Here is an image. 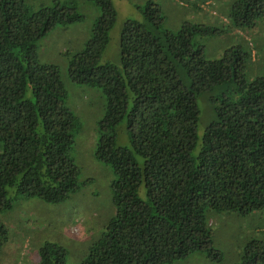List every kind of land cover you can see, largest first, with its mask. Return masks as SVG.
<instances>
[{
    "label": "trees",
    "instance_id": "trees-1",
    "mask_svg": "<svg viewBox=\"0 0 264 264\" xmlns=\"http://www.w3.org/2000/svg\"><path fill=\"white\" fill-rule=\"evenodd\" d=\"M90 1L100 15L66 74L104 95L94 157L114 176V213L76 264H168L194 251L219 262L208 213L264 216V45L223 37L264 22V0H228L227 24L183 22L175 31L148 1L141 21L120 28L118 64L99 62L116 10L110 0ZM180 1L196 11L204 2ZM81 19L57 3L29 10L23 0H0V212L15 196L56 204L79 188L70 155L77 118L64 104L58 68L38 61L35 42ZM195 33L227 45L207 58ZM198 97L213 115L200 134ZM119 125L128 146L115 144ZM8 240L0 220V251ZM37 254L39 264H73L53 242ZM233 264H264V224Z\"/></svg>",
    "mask_w": 264,
    "mask_h": 264
},
{
    "label": "rangeland",
    "instance_id": "rangeland-1",
    "mask_svg": "<svg viewBox=\"0 0 264 264\" xmlns=\"http://www.w3.org/2000/svg\"><path fill=\"white\" fill-rule=\"evenodd\" d=\"M159 6L163 27L175 31L183 22L227 24L224 10L228 0H204L199 10L180 0H110L116 18L108 33V42L99 62L118 64V35L127 19L141 21L140 8L146 2ZM29 10L41 6L58 5L73 8L82 15L78 22L55 26L37 39L36 52L40 63L53 64L59 70L65 92L64 104L76 116L78 127L73 132L70 155L78 169V190L61 203H44L36 198L15 196L9 210L0 212V220L9 230L7 245L0 251V264H39L38 249L44 242H53L66 250L65 261L78 263L89 245L100 236L106 221L114 213L110 183L114 179L109 165L94 157L99 137V124L104 114V95L99 87H89L71 81L66 74L69 56L79 51L88 40L92 24L100 10L90 0H23ZM199 11V12H198ZM211 18V19H210ZM210 19V20H207ZM227 41L256 42L264 45V22L255 27L223 34ZM224 38L195 33L193 41L202 43L207 58L217 57L226 47ZM242 39V40H240ZM253 53V52H252ZM200 134L212 118L208 101L197 98ZM115 144L128 146L123 125L116 127ZM213 249L221 253V261L209 259L205 251H194L187 257L168 264H233L239 251L257 227L264 224L263 215L239 217L235 213H208Z\"/></svg>",
    "mask_w": 264,
    "mask_h": 264
}]
</instances>
